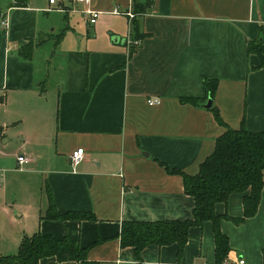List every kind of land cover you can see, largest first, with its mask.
Segmentation results:
<instances>
[{"label": "crops", "instance_id": "1", "mask_svg": "<svg viewBox=\"0 0 264 264\" xmlns=\"http://www.w3.org/2000/svg\"><path fill=\"white\" fill-rule=\"evenodd\" d=\"M142 2L138 15L133 0H29L24 8L0 0V257L40 232L70 238L99 264H216L211 222L191 228L181 261L177 245L149 246L138 259L120 233L124 222L192 219L194 199L172 171L197 175L227 127L264 132V70L249 52L250 43L264 46V0ZM115 7L135 17L114 15ZM88 9L101 13L96 25ZM30 41L25 60L20 50ZM13 139L19 144L5 150ZM78 149L85 157L74 170L69 157ZM18 155L29 159L23 169ZM48 191L59 213L90 218H48ZM246 194L218 203L217 215L241 219ZM229 218L221 222L231 248L224 264H264V187L254 217Z\"/></svg>", "mask_w": 264, "mask_h": 264}, {"label": "trees", "instance_id": "2", "mask_svg": "<svg viewBox=\"0 0 264 264\" xmlns=\"http://www.w3.org/2000/svg\"><path fill=\"white\" fill-rule=\"evenodd\" d=\"M29 0H15L13 7H27ZM134 14H144L146 6L142 0H133ZM131 33L135 40H142L137 19L131 24ZM34 45L30 41L21 48L20 54L25 60H31ZM249 52L257 56L259 68L264 70V46L262 41L249 44ZM207 93L213 98L218 87L217 80L206 81ZM4 99H0V105ZM183 103L197 104L195 99H183ZM217 121L224 126L217 111L212 108ZM3 130L0 129V136ZM166 170L170 172L169 167ZM264 132H250L242 127L226 132L216 141L213 154L200 166L197 175L190 176L179 170L172 171L183 177L185 193L194 199L193 218L190 220H170L160 222H124L120 233L121 246L135 249L137 258L141 259L142 252L149 246L177 245L178 260L181 261L193 227H201L205 222H211L215 238L216 264H224L228 258L230 240L222 232L221 222L226 216L217 215L215 207L218 203H226L234 193H247L243 199L244 214L241 219H231L236 224L256 214L261 191L264 187ZM49 209L47 217L54 220H82L90 216L71 212L61 214L56 208L55 201L48 191ZM89 250L66 237L62 240L40 232L25 235L19 246L18 253L0 257V264H40L45 258L55 257L59 262L75 261L79 264H99L88 258Z\"/></svg>", "mask_w": 264, "mask_h": 264}, {"label": "built area", "instance_id": "3", "mask_svg": "<svg viewBox=\"0 0 264 264\" xmlns=\"http://www.w3.org/2000/svg\"><path fill=\"white\" fill-rule=\"evenodd\" d=\"M50 4H57L58 0H49ZM91 0H74V2L76 4H80V5H86L89 4ZM84 14L88 16L89 19V24L91 26L96 25L98 18L100 17L101 13L98 11H94V10H86L84 11ZM112 14L114 15H127L131 20L135 17V15L133 13H124L122 12L118 7H115L112 11ZM1 26L4 29H7L9 26L8 20L7 18H3L2 22H1ZM140 40H136L135 43L136 44H140ZM149 105L154 106V105H159L161 103L160 99H151L148 101ZM84 157H85V151L84 149H78L76 151H74L71 155H70V162L71 165L73 167V169L75 170L83 161H84ZM17 163H18V168L19 169H23V167L25 165H27L29 163V159L23 155H18L17 156ZM238 264H245V262L243 260H240L238 262Z\"/></svg>", "mask_w": 264, "mask_h": 264}, {"label": "rangeland", "instance_id": "4", "mask_svg": "<svg viewBox=\"0 0 264 264\" xmlns=\"http://www.w3.org/2000/svg\"><path fill=\"white\" fill-rule=\"evenodd\" d=\"M74 22L77 23L80 26V24L82 23V18L80 19L78 16L76 17V19H74ZM21 138V137H20ZM20 140L16 141V140H12L11 143L9 145H7V147H5V150H12L14 146H17L19 144ZM18 211V210H17Z\"/></svg>", "mask_w": 264, "mask_h": 264}, {"label": "water", "instance_id": "5", "mask_svg": "<svg viewBox=\"0 0 264 264\" xmlns=\"http://www.w3.org/2000/svg\"><path fill=\"white\" fill-rule=\"evenodd\" d=\"M113 40L118 43L120 41V38L119 37H113ZM122 43L126 44L127 41L123 40ZM211 107H212V100H211V98H209V101H208V104L206 105V108H211Z\"/></svg>", "mask_w": 264, "mask_h": 264}]
</instances>
